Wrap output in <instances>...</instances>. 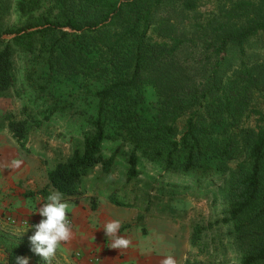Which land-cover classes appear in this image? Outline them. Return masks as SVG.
<instances>
[{
    "label": "trees",
    "instance_id": "trees-1",
    "mask_svg": "<svg viewBox=\"0 0 264 264\" xmlns=\"http://www.w3.org/2000/svg\"><path fill=\"white\" fill-rule=\"evenodd\" d=\"M201 1L15 0L11 25L0 0V97L25 102L21 117L0 111V133L42 157L69 144L47 168L48 186L64 198L90 193L93 209L120 171L127 182L151 173L157 197L210 192L221 178L226 216L196 224L192 243L232 222L240 264H264V112L247 120L264 88V0L220 3L208 20ZM29 236L0 226V264L27 254L48 264Z\"/></svg>",
    "mask_w": 264,
    "mask_h": 264
},
{
    "label": "rangeland",
    "instance_id": "rangeland-1",
    "mask_svg": "<svg viewBox=\"0 0 264 264\" xmlns=\"http://www.w3.org/2000/svg\"><path fill=\"white\" fill-rule=\"evenodd\" d=\"M232 1L236 0H202L198 8L200 10L198 15H202V19L208 20L212 14L219 13L220 3L224 5L227 3L226 7L229 8ZM5 2L7 5L5 20L11 25L15 24L18 21V16L14 13L15 0H5ZM153 36L160 37L157 33H153ZM72 85L69 83L65 85V88L69 89ZM148 93L149 99H157V92L153 86L148 87ZM24 103L11 93L0 97V111L11 112L17 117H21ZM30 109L34 111L35 106H30ZM255 109H261L264 112L263 87L257 89L255 102L247 114L249 122H256L262 116ZM54 147L56 150L53 152H42L45 157L38 156L19 146L9 134L0 133V162L7 164L6 159L20 161L18 167L14 165L17 173L20 171L19 167L28 168L29 172H26L24 178L20 179L21 190L19 189L16 196H30L28 207L33 212L49 192L54 191L47 184V168L54 165L55 157L67 156L71 153L69 144L57 143ZM46 159H50L48 164H46ZM11 164H13L12 161ZM149 174L148 177L141 176L138 180L127 182L120 171L107 178L105 182L109 185L110 191L105 192L104 195H109L111 189H119L128 194L129 198L138 196L139 200L137 201L125 199L124 203H120L101 194L97 199V208L93 209L90 193H86L80 199L64 198L70 209L74 207L76 210V216L73 212L69 213L72 218V229L76 226L77 218L82 221L92 218L95 228L99 227L103 232L104 224L119 219L121 221L119 234L130 241L127 248H111V240L103 236L101 239L103 247L96 248V256L87 255L91 260V262H87L82 255L84 249L80 246L77 248L79 242L87 241H77L73 235L72 239L65 242L62 249L58 250L56 255L48 261V264H160L167 255H172L177 264H185L188 259L196 261L197 264H240L239 255L233 252L236 241L231 233L232 222L228 224L221 222L219 225L205 229L200 246H194L191 240L196 224L215 225L226 216L227 189L221 178L212 185L210 192L193 194L192 192L186 193L184 190L176 196L157 197V189L148 182ZM99 180L104 181L102 177H99ZM1 192L2 189H0ZM147 195L151 196L153 202L152 208L148 212L145 210ZM18 208L15 205H6V202L1 205L0 226L16 234L31 235L34 229L29 228L28 220L20 219ZM40 219L41 217L38 222ZM76 242L78 244L75 245ZM5 258L4 251H0V262L5 261Z\"/></svg>",
    "mask_w": 264,
    "mask_h": 264
},
{
    "label": "clouds",
    "instance_id": "clouds-1",
    "mask_svg": "<svg viewBox=\"0 0 264 264\" xmlns=\"http://www.w3.org/2000/svg\"><path fill=\"white\" fill-rule=\"evenodd\" d=\"M20 163L18 160L13 161L17 167ZM35 212L40 215L41 219L39 222L29 225V228L34 229L29 236L31 250L45 261H50L57 251L62 249L63 244L72 239L70 206L65 201L63 193L50 191ZM103 229L108 240H111V248L121 249L129 246L130 241L119 234L121 230L119 219L107 222ZM29 259L26 256H17L15 264H29ZM160 264H177V262L172 255H167Z\"/></svg>",
    "mask_w": 264,
    "mask_h": 264
},
{
    "label": "crops",
    "instance_id": "crops-1",
    "mask_svg": "<svg viewBox=\"0 0 264 264\" xmlns=\"http://www.w3.org/2000/svg\"><path fill=\"white\" fill-rule=\"evenodd\" d=\"M7 164H3L4 162H0V189H2V192L0 193V206L3 205L6 202V205L11 206H17L18 208V215L21 218H24L25 220H28L31 224H35L38 222V219L40 218L38 213L33 212L32 209L28 207L29 198L30 196L22 195L16 196L18 193L19 187L21 184L20 179L24 178V174L28 171V168L26 167H19L18 170L20 171L17 173L14 164H11V161L13 162V159H6L5 160ZM5 166V167H4ZM5 169H4V168ZM48 184V180H47ZM72 207V206H71ZM16 208V207H15ZM70 212H73L76 216L75 212L76 210L74 207L70 209ZM69 212V213H70ZM37 214V215H36ZM71 214V213H70ZM74 216V218H75ZM102 229L95 228L94 221H92V218H88L86 221H82V219L77 218L76 226L73 229V235H75V239L77 241H87V242H79V244L76 242L77 248H83V259H86L87 262H91L90 259H88L87 255H97V252L95 251L96 248H102L103 242L101 239L105 235V232L101 231ZM85 243V244H84ZM80 246V247H79ZM2 251V250H0ZM86 252V253H85ZM78 254V252H77ZM85 254V255H84ZM26 257H29V264H38L34 257L30 254L25 255Z\"/></svg>",
    "mask_w": 264,
    "mask_h": 264
},
{
    "label": "built area",
    "instance_id": "built-area-1",
    "mask_svg": "<svg viewBox=\"0 0 264 264\" xmlns=\"http://www.w3.org/2000/svg\"><path fill=\"white\" fill-rule=\"evenodd\" d=\"M69 217H70V220H71V222H72V218H71V215H69Z\"/></svg>",
    "mask_w": 264,
    "mask_h": 264
}]
</instances>
